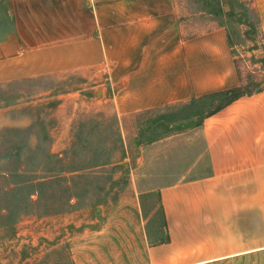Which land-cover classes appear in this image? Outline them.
<instances>
[{"label":"rangeland","instance_id":"1","mask_svg":"<svg viewBox=\"0 0 264 264\" xmlns=\"http://www.w3.org/2000/svg\"><path fill=\"white\" fill-rule=\"evenodd\" d=\"M175 5L186 36L226 28L241 57V81L232 96L263 84V2ZM4 12L0 4V24ZM125 80L124 73L105 68L0 83V264H148L142 230L156 242L164 227L156 192H141L179 180L204 146L207 112L198 99L197 114L193 105H183L169 116H153L151 124L121 122L115 106L124 99ZM231 95H221L210 109ZM162 118L173 124L158 123ZM169 132L182 134L157 141ZM51 154L64 156L61 167L82 168L66 173L72 197L57 213L44 212L37 194L28 197L32 188L19 183L46 175L39 170L59 163ZM206 168L207 159L192 174ZM47 200H60L52 186ZM221 264H264V252Z\"/></svg>","mask_w":264,"mask_h":264},{"label":"crops","instance_id":"2","mask_svg":"<svg viewBox=\"0 0 264 264\" xmlns=\"http://www.w3.org/2000/svg\"><path fill=\"white\" fill-rule=\"evenodd\" d=\"M0 4V83L109 68L126 77L118 118L136 124L183 105L197 114L201 96L240 85L241 57L226 28L186 36L175 0ZM202 136V150L177 182L141 192L159 189L164 210L163 239L150 242L142 230L148 264H221L264 252V82L204 116ZM205 159L207 168L193 175Z\"/></svg>","mask_w":264,"mask_h":264},{"label":"trees","instance_id":"3","mask_svg":"<svg viewBox=\"0 0 264 264\" xmlns=\"http://www.w3.org/2000/svg\"><path fill=\"white\" fill-rule=\"evenodd\" d=\"M241 60H243V59H241ZM237 67L239 69V75H240L241 73H240L239 60H237ZM238 88L239 87H235L233 89L213 92V93H209V94L201 96L199 98V100H200L201 106H203V109H205L207 112L205 116L211 115V114L217 112L223 106L227 105L229 102L236 99L237 97H239L243 94H246V93H251V92H253V90H255V89H253V90H250L248 92L232 96L231 94L235 90H237ZM256 89H260V87H258ZM228 94L231 95L229 99L222 101L219 105L214 106L212 109H210L211 105L215 101H219L221 95H228ZM52 156H54L56 161L59 163L58 164L54 163L53 167H48L46 169L39 170V171H45L46 175H43L40 177L38 176L37 181H34V179H32V178L31 179H22L19 181L20 186L23 185V186H27V188H30V189L32 188L31 191L28 192V197L31 198L32 194H37L38 199L36 201L39 202V204H41V205L43 204L41 208L44 209V212H46V213H57V212L63 211L64 210L63 208L69 204L70 199L72 197V194H71L72 185L70 184L69 177L66 175V173L67 172L74 173V172L82 169V168L78 169V167H68V168L61 167L63 164L64 156H59V155H52ZM22 174H25V170H23ZM51 186L54 187V195L60 196L59 202H57V201L48 202L47 197H48V192H49ZM152 192H156V194L158 196V201L160 202L159 189L152 190V191L147 192L145 194H150ZM144 208L145 207L143 205V210L145 213L144 215L146 216L148 211ZM160 211H161V215L163 217L164 210H163V207L161 205H160ZM165 239H167V238H165Z\"/></svg>","mask_w":264,"mask_h":264},{"label":"water","instance_id":"4","mask_svg":"<svg viewBox=\"0 0 264 264\" xmlns=\"http://www.w3.org/2000/svg\"><path fill=\"white\" fill-rule=\"evenodd\" d=\"M100 211H101V207H97V208H96V212H98V213H99V215H98V216H99V218H101Z\"/></svg>","mask_w":264,"mask_h":264}]
</instances>
